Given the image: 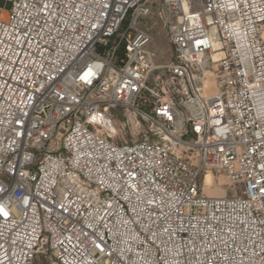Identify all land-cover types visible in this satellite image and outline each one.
I'll use <instances>...</instances> for the list:
<instances>
[{
  "label": "built area",
  "instance_id": "obj_1",
  "mask_svg": "<svg viewBox=\"0 0 264 264\" xmlns=\"http://www.w3.org/2000/svg\"><path fill=\"white\" fill-rule=\"evenodd\" d=\"M198 5L0 0V264H264V0Z\"/></svg>",
  "mask_w": 264,
  "mask_h": 264
},
{
  "label": "rangeland",
  "instance_id": "obj_2",
  "mask_svg": "<svg viewBox=\"0 0 264 264\" xmlns=\"http://www.w3.org/2000/svg\"><path fill=\"white\" fill-rule=\"evenodd\" d=\"M200 0H193L194 11L200 10L198 3ZM144 24L150 28L151 34L154 37V41L151 45L152 50L156 52V65H165L173 55L172 48L168 43L166 33L162 27L161 22L155 17L151 16L149 20ZM209 80L211 82L210 87L204 90V82ZM199 86L203 87V93L210 95L214 93V77L211 72H204V77L199 81ZM115 127L112 128L113 139L116 142H131L140 140L146 134V124L137 116L132 113L119 114L115 118ZM211 184L208 187L201 186L203 192L210 196H230L232 195V184L223 173L213 172L211 174ZM36 264H55L54 260L43 253H39L37 256Z\"/></svg>",
  "mask_w": 264,
  "mask_h": 264
},
{
  "label": "bare ground",
  "instance_id": "obj_3",
  "mask_svg": "<svg viewBox=\"0 0 264 264\" xmlns=\"http://www.w3.org/2000/svg\"><path fill=\"white\" fill-rule=\"evenodd\" d=\"M210 84H211V82L209 81V80H206L205 82H204V90L205 89H207V88H209L210 87ZM214 95V93H212V94H210V95H205L206 97H211V96H213ZM211 174L210 173H206L205 174V176L203 177V179H202V186L204 185V187H208V186H210V184H211Z\"/></svg>",
  "mask_w": 264,
  "mask_h": 264
}]
</instances>
